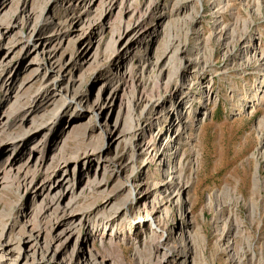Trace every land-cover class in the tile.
Segmentation results:
<instances>
[{
  "label": "rangeland",
  "instance_id": "obj_1",
  "mask_svg": "<svg viewBox=\"0 0 264 264\" xmlns=\"http://www.w3.org/2000/svg\"><path fill=\"white\" fill-rule=\"evenodd\" d=\"M23 1L0 0V25L14 26L0 38V61L11 46L9 43L15 44L9 57L12 73L7 75L11 82L4 86L5 79L0 80V115L7 108L8 89L14 92L25 82V95H34L39 88L46 93L35 102V110L24 128L32 118L39 121L38 118L45 116L49 122L61 115L62 119L46 144L36 186L19 192L0 187L3 245L0 264H26L25 257L32 255L37 245L45 248L52 240L56 244L64 242L53 264H86L90 254L101 264H264V142L260 144L264 140V0H159L158 9L147 23L148 33L143 41L148 46L145 43L133 46L120 58L116 52H122L129 41L125 38L113 44L114 34L120 30L118 20L127 23L136 20V11L144 10L150 0H129L122 5L120 0L107 13H102L105 10L101 6L97 7L94 13L103 15L102 26L80 45L73 44L70 38L62 41L53 37L54 26L67 7L64 0H29L25 7ZM129 3H132L131 13L125 9ZM178 3L180 9L176 11ZM43 9L47 24L36 28L37 52L24 53L20 47L30 35L26 17L32 12V24ZM133 11L136 13L132 17ZM168 36L176 40L171 42L173 45L183 46V52L177 56L179 63L183 65L199 56V67L189 68L180 79L179 66L170 60L171 49L160 68L147 70L138 83L136 78L140 73L134 69L149 57H158ZM52 47L57 49L53 59L47 56ZM91 48L98 50L101 69L93 58L83 62ZM54 61L59 63L56 65ZM123 68L132 71L135 80L116 92ZM177 76L179 91L169 100L173 87L166 91L165 85ZM157 79L161 84L158 88ZM196 82L206 87L207 92L195 86ZM76 92L80 94L78 106L69 104ZM139 97L144 101L154 97L165 99L163 106L147 117L148 124L153 125L152 133H160L154 153L164 154L161 163L142 155L137 157L124 147L120 134L130 127L132 117L138 116L145 105L143 102L135 114L128 116V108ZM97 102L102 103L101 109L97 110ZM204 105L206 109L200 110ZM165 112L169 113L167 119L163 117ZM180 121L186 130L179 135ZM17 125L12 127L13 133H18ZM77 133L84 136V141L74 143L70 139L63 154L65 159L78 158L77 163L73 159L66 165L59 163L55 178L66 180L62 189L66 191L61 201L63 206L72 196L80 195L75 211L89 212L85 225L53 219L48 212L38 220L42 227L38 239L18 241L23 226L29 230L36 220L34 206L46 195L59 191L42 184L46 169L58 164L52 162L57 154L56 146ZM148 133L147 128L145 136L136 141V150L148 140ZM44 136V132L37 135L19 153H11V148L3 151L0 172L5 163H13V174L23 167H30L33 172L35 160L30 150L43 143ZM4 138L0 128V140ZM168 142L169 148L164 152ZM87 154L94 155L89 165L84 164ZM110 163L115 164L113 169L117 173L107 172L103 177L102 165ZM183 165L187 167V187L175 189L178 196L151 215L153 223L149 222L150 218L144 220L152 202L164 196L165 189L158 185L160 181L166 184L174 178L175 182L176 171ZM94 177L103 182L94 195L86 196V182ZM226 189L230 191L229 197L221 201ZM108 196L112 199L105 203ZM122 207L127 208L126 214L121 211L115 214ZM102 217H107L105 231L101 227L84 242ZM140 217L141 225H138ZM158 225L160 229L156 231ZM235 225H239L238 232ZM159 241L161 248L157 250ZM167 250H172L173 256L160 263Z\"/></svg>",
  "mask_w": 264,
  "mask_h": 264
},
{
  "label": "bare ground",
  "instance_id": "obj_2",
  "mask_svg": "<svg viewBox=\"0 0 264 264\" xmlns=\"http://www.w3.org/2000/svg\"><path fill=\"white\" fill-rule=\"evenodd\" d=\"M28 1L29 0L23 1L24 7L28 3ZM64 1L66 2L67 7L63 12L64 16L62 17V19L57 24H55V26H54L53 37L56 38L57 40H60V38H61L62 41L64 38L67 40H68V38H70L69 40L72 41L73 44H79L80 45L89 39V37L93 34L95 29L102 26L100 17L103 15H101V16L95 15V13H94V12H96L95 9L99 6H101V9L105 10L102 13H107V12L111 11L113 9V7H115L117 2L120 0H64ZM128 1L129 0H121V5L123 4V2H128ZM158 1L159 0H150V3H148V5L145 7L144 10L138 9V11H136L137 13L135 11H133L131 16L133 17V15L136 13L137 14L136 20L135 19L133 21L129 20L130 22H128V23L126 21H123L121 18L118 20V26H119L120 30H118L117 33L114 34L116 36V41H114L113 44H116V43H118V41H121L125 38H128L129 45L127 47H125L122 50V52H120V53L116 52L117 58H120L122 55H125L129 51V48H131L133 46L142 45L143 43H145V45L148 46L149 43L146 41H143V40L145 39V36L148 33V26H147L148 20H150L153 17V12L158 9V6H159ZM131 4L132 3H129V5L125 8L130 13L132 12V9H133L131 7ZM175 9H176V11H178L180 9L179 3L176 5ZM215 11L217 12V10H215ZM43 13H44V9L39 12L38 17L37 18L35 17L36 20L35 21L33 20L32 24L30 23L31 22L30 19L33 18V17H31L33 15L32 12L30 13V15H28V17H26V22L22 21V22H25L26 26L28 25V28L30 30V32H29L30 35L28 36V38H26L23 45L20 47L24 53H28V52L30 53L32 51L37 52V45H35V43H34L35 40H37V39H36V36H34V34H35L36 28L38 26L40 27V26L47 24L46 20H43ZM5 23H7V22H5ZM13 28H14V26L11 24L1 23V25H0V38L3 37L5 34H7V32L12 30ZM171 39L172 38L169 39V36H168V40H167V43L164 47V51L161 52L158 57H155V56L149 57L148 60L143 63V65L139 66V68L134 69L135 71L140 73L139 77L136 78L137 79L136 81L138 83H139V80L142 81L141 80L142 78L140 79V77L147 70L150 69V71H155V70H157V68L158 69L160 68V64L162 63L163 59H165V57H166L165 55L171 49H173V53H172V57L170 60L172 61V63L175 62V65L177 64L179 66V70L181 72L180 76H179L180 79L183 78V75L187 73L189 68L199 67V62H200V60L198 58L199 56H197V58L195 60H190V61H187L186 63L184 62L183 65L181 63H179V59L177 56H179V54L183 52V46L173 45L171 42L172 41L176 42V40H174V38L172 40ZM60 43H61V41L58 43V45H60ZM9 44L11 46L9 47V49H7L6 53L4 54V56L2 57V59L0 61V80L5 79L3 82L4 86L5 85L7 86L11 82V77H9L10 75L8 77H7V75L12 73L11 70L13 67L10 64L9 57H10L11 51L15 47V44L12 41ZM60 47H61V45H60ZM249 50H252V49L249 48ZM56 51H57V49L55 47L54 48L52 47L47 52V56L51 59L55 58ZM195 52H197V54H199L198 53L199 51L196 50ZM247 52H249L248 49H247ZM86 53L87 54L85 56L83 55L84 56L83 62L84 61L87 62L88 59L93 58L97 64V68L101 69V64L98 61L99 56H100L98 53V50L91 48ZM253 57H255V55ZM56 63H59V62H55L54 64H56ZM58 66H60V64H58ZM61 67H62V65H61ZM122 70H124V71L121 74V79L118 81V83L120 85H119V87L116 88V90H115L116 92L120 91L122 87L129 84L130 81L135 80V78L132 77V75H133L131 73L132 71H128V70H126V68L125 69L123 68ZM60 71H61V69H60ZM195 80L196 79L194 78V81ZM178 81L179 80H178V76H177L174 80H170L165 85L166 91H167V88H169V86L173 87V90L170 91V96L168 97L169 100H173L176 93L179 91L180 86L178 84ZM27 83H28V81H27ZM24 84H25V82L22 83L18 87V89L14 92L11 89H8V91H10V92H9L8 97L6 98V102H5L6 103L5 105L7 106V108H6V111H4L0 115V128L2 129V134L5 137L4 139L0 140V154L3 153V151H5L7 148H11V150H12L11 153H14V152L19 153L20 151L25 149L26 146L31 141H33V139H35L37 137V135H39L43 132L45 133V136H44L45 140L41 144L34 145L33 149L30 150V156H32L33 160H35L33 172L30 170V167H28V168L23 167V168H20L21 170H19L16 174H13V163H10L9 165L5 163L1 167L2 171L0 172V187L4 188L7 191H13L14 189H16L17 192H19L20 190L26 191V190H28V188H30V187L34 188L36 186V175H37V172H39V168L41 167V165L43 163V159L45 157L46 144L48 142L49 137L53 135L57 125L59 124V121L62 119V116L59 115V116H56L54 119L50 118L51 120L49 122H46L47 118L45 116H41L42 115L41 114L40 115L41 118H38L39 121H37V119L32 118L30 125L27 128H24V124L28 120V117L35 110V105H34V104H36L35 102H37V100L42 99L46 93L43 88L42 89L39 88L38 91L36 90L34 95H25L23 92V90L25 89ZM156 84H157V88L161 85L159 83L158 79L156 80ZM196 85H197V87L200 86L201 89L202 88L205 89V92H207L206 87H201V83L196 82L195 86ZM195 86L192 87V89L190 90L191 97H192L193 89L195 88ZM79 95L80 94L78 92H76L72 96V98L69 100V104L76 103V106H78L77 100L79 99ZM207 98H209V95L206 93V99ZM48 102L52 103L51 100H49ZM98 102H99V100H98ZM98 102H97V106H96V107H98L97 110L101 109V106H102V103H100V105H99ZM107 102H108V100H107ZM143 102L145 103V105L142 109V112L138 116L132 117V119L130 120V124H131L130 127L127 129L125 128V130H123L120 135L124 139L123 140L124 145H125L124 147L127 148V150H131L132 152H134L137 155V157L139 155L140 156L142 155L145 157V159H149L152 162L158 161L161 163L162 162V156H164V154L162 153L159 155V154L154 153L155 144H156L157 138L159 137L160 133H157L156 135L152 133L153 125H152V123L148 124L149 118H147V117L152 116L153 113L157 109H159L161 106H163V104L165 103V99H163L161 97H154L151 99L149 98V100H147V101L146 100L144 101L143 98L139 97L128 108V113H127L128 116L130 114H131V116H132V114H135L137 109H139L141 107ZM192 106H193V104H191L190 107H192ZM205 109H206V107L204 105V106H201L200 110L204 111ZM93 110H95V109L92 108V112H93ZM89 113H90V111H89ZM163 117L165 119H167L169 117V113L165 112ZM178 120H179V118H178ZM16 124H18L17 127H19V130H18V133H13L11 129ZM143 124L146 126L143 127ZM75 128H76V126H75ZM147 128L149 131L148 140H146V141L143 140L144 144L141 147L139 146L140 149L136 150L137 147H136L135 143H136V141H138L140 139V137L143 138L145 136V130ZM185 130H186V127L185 126L183 127V121H180V127L177 129L178 134L179 135L182 134L183 132H185ZM70 139H72V141L74 143H78V141H82L84 139V136L79 133L75 137H72V138L68 137L67 140H65L66 143L63 142L61 145L56 146V148H58V150H57V154L52 159V162L53 163L57 162L58 164H56L53 169L51 167L46 169V171H45L46 176L43 179L42 184H43V186H49L50 189L53 188V191L56 189L59 191L54 193L53 195H50V196L46 195V197L38 205L34 206L33 212H34V216H35L36 220L34 219L35 221L32 222L31 229H29V230L26 229V226L25 227L23 226V228H22L23 233L20 235V237L18 236L19 237L18 241H21V239H22V240H27V242H28V241H35L36 238L38 239V237L40 236V233L42 231V227L40 226V224H37L38 220H41V217L43 215L47 214L48 212H50L52 214L53 219L58 218L59 221L69 222L70 224H73V222L77 221L78 222L77 225L80 227L85 225V222L87 221V217H88L89 212L85 211L83 213L78 214L75 211V208L78 204V200L80 198L79 197L80 195L76 196V197L72 196L71 198L69 197L70 198L69 202L65 206H63L61 204V201H62L66 191L65 190L62 191V189H64L63 185L65 184L66 180L65 179L61 180V179L55 178V168L58 167L59 163H60V165L61 164L66 165L73 159V158L65 159V157H63L65 150L67 148H69V147H67V143L71 141ZM263 142H264V140H261L260 144H262ZM170 144H171V142H170ZM81 145H82V143H81ZM74 146H71V147H74ZM166 146L167 147H166V149H164V152H166L167 149L169 148V142L167 143ZM136 155H134V156H136ZM93 156H94L93 154L91 156L87 154L84 157V159H85L84 164H88V165L91 164L93 162ZM73 160H74V162H76L78 160V158L75 157ZM132 160H131V163H132ZM115 167L116 166L113 163H110L108 165H102V168H101V170L103 171L102 176L104 177L107 172H109L111 174H113L114 172L117 173V171H115V169H113ZM37 168H38V170H37ZM186 172H187V167H185L183 165L179 170L176 171L177 178L175 179L176 180L175 182H174V178L171 179L170 181H168L166 184L163 181H160V183L158 185L165 189L164 196L160 195L158 198H156L152 202V204L150 205V209H149L150 212H148V213L145 212L146 214H144L145 215L143 217L144 220H147V218H150L151 220H149V222L153 223V218L151 217V215H153V213L157 212L160 209V207H162L163 205H167L169 203L171 204L172 201L175 199L174 197L178 196V193H175V189L177 187L180 189L187 187L188 183L185 182ZM102 182H103V179L101 181H97L95 179V177H94V179L87 181L86 182L87 188H86V191L84 192V194H86V196H87V194L88 195H92V194L94 195L95 190L97 189V187L101 186ZM68 187H69V185H68ZM122 189L123 188H121L120 191ZM134 191H136V190H134ZM178 191H179V189H178ZM229 193H230L229 189H226L225 191H223L222 195H221L222 196L221 201H224L223 200L224 198L229 197ZM71 195H72V193H71ZM132 195L133 194L131 193L130 204L132 203V200H133ZM111 199H112V197L108 196L105 203H109L111 201ZM191 208H193V205L191 206ZM119 211H121L120 213L124 212V214H126L127 208H123L121 210H120V208H117V211L115 212V214H118ZM51 214H50V216H51ZM139 219L140 220L138 222L139 223L138 225H141V217ZM105 220H107V217L106 218L102 217L98 220L97 225H93L92 232L84 238V242L87 243V239L90 236L93 237V232L95 235V233L99 232V229L101 227L105 226V224H106V223H104ZM69 226L71 227V225H69ZM78 226H75V227L77 228ZM129 227H130L129 229L132 228L131 223L129 224ZM234 228L236 231L239 230V225H235ZM155 229H156V231H159V229H160L159 225L156 226ZM75 231H76V229H75ZM104 231H105V227H104ZM52 242H53V240L45 248H40L38 245L37 246L35 245L36 247L34 248V251H32V255H29L31 260H29L28 259L29 257L26 256L25 257V263L26 264H53L54 261L56 260L57 255L60 253V251L64 247V242H62V243L58 242L57 244L52 243ZM54 242H55V240H54ZM160 248H161V244L159 241L156 244V249L159 250ZM2 249H3V245H2V243H0V251H2ZM173 253L174 252L172 250H167L166 252H164L163 256H162V260L160 261V263L166 262L169 257L173 256ZM86 264H101V263H98L95 256L93 254H90L88 259L86 260Z\"/></svg>",
  "mask_w": 264,
  "mask_h": 264
}]
</instances>
